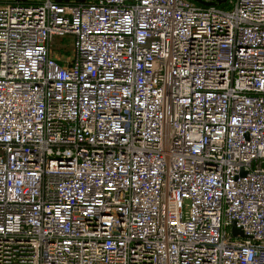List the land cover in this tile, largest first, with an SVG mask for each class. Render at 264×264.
I'll return each instance as SVG.
<instances>
[{
	"label": "built area",
	"instance_id": "2783aa9c",
	"mask_svg": "<svg viewBox=\"0 0 264 264\" xmlns=\"http://www.w3.org/2000/svg\"><path fill=\"white\" fill-rule=\"evenodd\" d=\"M0 264H264V0L0 4Z\"/></svg>",
	"mask_w": 264,
	"mask_h": 264
},
{
	"label": "rangeland",
	"instance_id": "374dc122",
	"mask_svg": "<svg viewBox=\"0 0 264 264\" xmlns=\"http://www.w3.org/2000/svg\"><path fill=\"white\" fill-rule=\"evenodd\" d=\"M80 1H87V0H80ZM56 40L57 41H61V43L60 44H65L66 45V47H65V49H63V51L62 52H64L65 54H67V55H69L70 54V50H69V41L67 40V39H61V38H56ZM188 203V201L187 200H185L184 201V210H186L187 209V206H186V204Z\"/></svg>",
	"mask_w": 264,
	"mask_h": 264
},
{
	"label": "water",
	"instance_id": "95a60500",
	"mask_svg": "<svg viewBox=\"0 0 264 264\" xmlns=\"http://www.w3.org/2000/svg\"><path fill=\"white\" fill-rule=\"evenodd\" d=\"M194 1L201 4V5H213L216 3L225 2V0H194ZM235 231L241 233L239 229H235Z\"/></svg>",
	"mask_w": 264,
	"mask_h": 264
},
{
	"label": "trees",
	"instance_id": "16d2710c",
	"mask_svg": "<svg viewBox=\"0 0 264 264\" xmlns=\"http://www.w3.org/2000/svg\"><path fill=\"white\" fill-rule=\"evenodd\" d=\"M55 1H58V2H61V3H70V2H78L80 0H55ZM22 2V1H20ZM24 3H29V2H24ZM219 7H225L224 4H218Z\"/></svg>",
	"mask_w": 264,
	"mask_h": 264
},
{
	"label": "crops",
	"instance_id": "0c3cea01",
	"mask_svg": "<svg viewBox=\"0 0 264 264\" xmlns=\"http://www.w3.org/2000/svg\"><path fill=\"white\" fill-rule=\"evenodd\" d=\"M14 1L35 2V1H40V0H0V4L6 3V2H14Z\"/></svg>",
	"mask_w": 264,
	"mask_h": 264
}]
</instances>
